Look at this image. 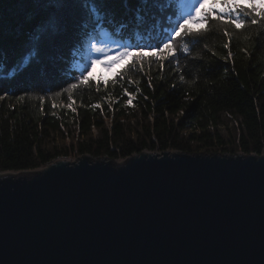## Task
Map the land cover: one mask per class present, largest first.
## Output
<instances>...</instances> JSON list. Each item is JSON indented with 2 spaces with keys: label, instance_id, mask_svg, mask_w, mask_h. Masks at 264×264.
Here are the masks:
<instances>
[{
  "label": "trees",
  "instance_id": "trees-1",
  "mask_svg": "<svg viewBox=\"0 0 264 264\" xmlns=\"http://www.w3.org/2000/svg\"><path fill=\"white\" fill-rule=\"evenodd\" d=\"M170 2L174 8L179 4ZM55 4L56 0H0V95L9 90L0 99V171L34 169L74 153L115 159L144 149L264 153V25L229 29V40L212 24V31L189 54L178 52L179 68L177 60L166 61L163 68L146 64L143 73L128 71L123 80L115 81L113 76L89 74L108 83L100 84L99 90L95 82L74 90L69 107L66 92L54 94L79 73L75 64H82L83 49L74 46L71 32L32 47L36 59L25 72L17 74L13 67L28 51L21 42L33 13ZM136 6V0L106 4L117 20L131 18L127 9ZM146 7L156 11L152 5ZM88 19L83 0L73 5L70 24ZM125 31L131 43H153L154 33ZM225 43L229 49L223 48ZM229 51L231 58L223 59ZM128 79L139 84L130 86ZM124 89L133 95L131 105ZM21 94L24 98L18 100ZM40 95L45 96L43 106Z\"/></svg>",
  "mask_w": 264,
  "mask_h": 264
},
{
  "label": "water",
  "instance_id": "water-1",
  "mask_svg": "<svg viewBox=\"0 0 264 264\" xmlns=\"http://www.w3.org/2000/svg\"><path fill=\"white\" fill-rule=\"evenodd\" d=\"M0 264H264V153H84L0 171Z\"/></svg>",
  "mask_w": 264,
  "mask_h": 264
},
{
  "label": "snow or ice",
  "instance_id": "snow-or-ice-1",
  "mask_svg": "<svg viewBox=\"0 0 264 264\" xmlns=\"http://www.w3.org/2000/svg\"><path fill=\"white\" fill-rule=\"evenodd\" d=\"M80 2L81 0H56L55 7L47 11L34 12L21 42V46L28 51L13 65L17 74L25 72L36 59L31 53L32 47L43 41L51 42L61 39L71 32L74 46L78 44L87 53H95V55L87 56L82 65V71L74 74L70 78L71 82H67L66 87L61 91L55 92V97H60L62 92L68 94L69 107H71L74 90L89 88L93 82L99 90L100 84L108 83L88 74L94 65L111 67L127 59V63L114 73L113 81L117 77L123 80L124 74L128 71L143 73L146 64L150 67L156 63L163 68L166 61L177 60L176 66L179 68L178 52L189 54L192 47L212 31V24L216 25L217 31L223 29V35L229 40L232 38L229 29L242 30L248 26L264 25V0H179L178 8H174L170 0H136L137 6L134 9H127L132 12V17L128 20L123 17L116 19L115 12L106 7L110 0H83L89 19L87 22L72 25L69 22L70 11L73 5ZM124 3L127 4L128 0H124ZM148 5H152L156 11L151 12L146 7ZM57 8L59 11L56 10ZM146 22L150 23L145 29L143 25ZM193 23L199 24L200 27H190ZM158 27L159 31H157ZM126 29L132 32L154 33L153 43L129 42L125 39V36L129 34L125 31ZM0 39H2V33H0ZM229 46V43H225L223 48L229 49ZM231 56L232 53L229 51L228 57L223 59H229ZM25 61L27 63H24ZM180 79L184 80L183 75ZM148 80L151 87V78L149 77ZM128 84L136 85L139 81L128 79ZM139 91L137 87V92ZM8 94L9 90L5 89L0 99ZM123 94L128 97L127 102L131 105L132 93L124 89ZM23 98L24 94L17 97L18 100ZM39 100L43 106L45 96L40 95ZM55 106L53 104V107ZM93 107L97 108L100 105H93Z\"/></svg>",
  "mask_w": 264,
  "mask_h": 264
},
{
  "label": "rangeland",
  "instance_id": "rangeland-1",
  "mask_svg": "<svg viewBox=\"0 0 264 264\" xmlns=\"http://www.w3.org/2000/svg\"><path fill=\"white\" fill-rule=\"evenodd\" d=\"M84 55L86 57L88 55V53L84 52ZM92 55H95V53H92ZM126 61H127V59H124V60L120 61L119 63L112 65L111 67H103V66H100L99 64L94 65L90 69L89 74L101 75L102 77H105L107 75H111L117 68L121 67ZM82 65L83 64H79V68H82ZM56 138L57 137L53 136V138H51V140L53 142H57ZM79 156L80 155H77V153H74L73 157H68V158L77 159Z\"/></svg>",
  "mask_w": 264,
  "mask_h": 264
},
{
  "label": "clouds",
  "instance_id": "clouds-1",
  "mask_svg": "<svg viewBox=\"0 0 264 264\" xmlns=\"http://www.w3.org/2000/svg\"><path fill=\"white\" fill-rule=\"evenodd\" d=\"M84 52H86V51L83 50V56H82V60H81L82 61V64L84 63V60L86 58L85 55H84ZM80 64H81V62H80ZM75 65H76V69H77L78 72L82 71V68H79V62H77ZM107 76L103 77V79H106ZM100 77H102V76H100Z\"/></svg>",
  "mask_w": 264,
  "mask_h": 264
}]
</instances>
